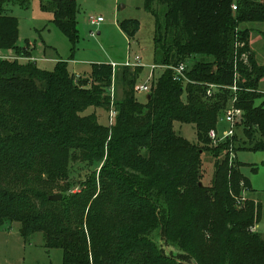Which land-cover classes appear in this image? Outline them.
Listing matches in <instances>:
<instances>
[{
    "label": "trees",
    "instance_id": "16d2710c",
    "mask_svg": "<svg viewBox=\"0 0 264 264\" xmlns=\"http://www.w3.org/2000/svg\"><path fill=\"white\" fill-rule=\"evenodd\" d=\"M13 1L26 7L29 0H0V51L15 55L0 57V228L20 224L24 240L42 234L46 249L62 250L63 264H181L151 240L153 227L185 251L179 256L183 261L264 264V239L251 230L260 208L244 197L255 190L241 162L229 165L241 138L236 134L233 142L208 146L209 133L234 97L228 87L237 82L236 107L244 112L238 129L251 151H264V65L251 51L249 30L240 28L264 24V0H144L156 18L153 62L186 64L189 83L165 70L142 104L135 86L143 68L119 66L123 99L115 104L110 129L95 114H81L89 107L109 109L103 95L115 74L112 65L93 64L87 90L67 62L49 71L23 61L32 57L31 44H18L19 22L4 13ZM40 2L75 45V1ZM157 6L166 9L164 26ZM139 28L137 20L120 23L129 39ZM209 85L225 88L208 97ZM175 122L195 125L199 142L208 144L217 159L225 154L222 165L215 162L210 188L198 184L200 151L175 134ZM243 148L237 146L236 152ZM80 154L94 170L81 191L69 193L71 175L61 156L69 162ZM55 194L62 200L51 201ZM182 194L189 198L186 211ZM181 210L188 218L176 217Z\"/></svg>",
    "mask_w": 264,
    "mask_h": 264
},
{
    "label": "rangeland",
    "instance_id": "374dc122",
    "mask_svg": "<svg viewBox=\"0 0 264 264\" xmlns=\"http://www.w3.org/2000/svg\"><path fill=\"white\" fill-rule=\"evenodd\" d=\"M77 9L78 38L76 44L66 37L53 23V14L42 8L40 0H29L25 7L18 1L10 2L4 6V13L17 18L19 22V45L31 44V59H22L26 62H34L37 67L52 71L57 62H67L72 72H81L75 74L76 79L82 80V88L90 89L92 82L89 80L91 66L93 64H111L117 63L119 66L125 65L128 61L135 62L137 57L142 59V63L152 65L154 63V36L156 29V18L150 14L144 7V0H74ZM160 22L164 26L166 9L157 6ZM91 17H102L103 23L93 26L90 23ZM137 20L140 23L139 31L134 37L129 39L120 29V23L125 20ZM243 30L250 32V48L257 62L264 65V24L246 23L240 26ZM15 56L12 51H0V57ZM33 58L35 61H33ZM247 62V56H245ZM206 60L196 57L195 61ZM118 67H116L117 69ZM115 69V71H116ZM135 86L136 98L142 104H147L146 94L140 92V87L147 85L150 87V93L157 79L164 72L163 69H156L153 78H150V69L144 68ZM143 75V77H142ZM119 76L114 74L110 87L107 88L103 97L110 100L109 109L89 107L81 116L96 115L97 122L106 127L112 128L115 124L117 112L116 103L123 99V87L119 82ZM117 78V79H116ZM150 78V79H149ZM261 90L264 93V80L261 84ZM114 109V110H113ZM115 111V118L111 121V112ZM226 129V128H225ZM174 132L177 136L188 140L199 150L201 162V177L198 184L207 189L212 186L215 162L219 160L221 165L226 159L225 154L219 159L214 157V153L207 147H215L211 141L208 144L200 143L197 138L195 125L174 123ZM210 134V133H209ZM237 134L241 138L238 144L234 146V161L242 163V173L250 179L251 190L255 192H244V197L254 201L257 210L260 208V214L257 222L251 229L259 233L264 239V151H251L248 140L244 137L243 129H237ZM257 139L259 138L255 135ZM208 145V146H207ZM231 145V151H232ZM237 146H244L242 151L236 152ZM76 156L67 162L65 157L61 156V163L68 167L71 178L72 189L69 193L81 191L83 182H85L94 167L87 164L84 157ZM232 157V155H231ZM103 161V165L106 162ZM229 160V165L233 164ZM102 165V166H103ZM256 169L253 171V169ZM101 169L96 172V183L99 186V176ZM250 190V191H251ZM252 194L257 197L253 198ZM62 195V194H55ZM180 203L186 211L190 205L189 198L182 194ZM182 208V209H183ZM256 213V211H255ZM187 217V213L182 210L176 214L177 218ZM152 228V227H151ZM151 240L163 250V253L171 259H175L181 264H195L193 260L183 261L179 259L180 255H186L185 251L178 246L168 243L163 234L152 228ZM42 234H37L30 240H24L20 232V224H8L0 228V264H63V252L60 249H46L44 246Z\"/></svg>",
    "mask_w": 264,
    "mask_h": 264
},
{
    "label": "built area",
    "instance_id": "2783aa9c",
    "mask_svg": "<svg viewBox=\"0 0 264 264\" xmlns=\"http://www.w3.org/2000/svg\"><path fill=\"white\" fill-rule=\"evenodd\" d=\"M233 10L235 11L237 10V6L235 4L233 5ZM89 21L93 26H97L103 23L104 20L102 17H91ZM124 66L129 68L145 67V65L142 63V59L139 57H137L135 62L128 61ZM112 67L115 72L116 67L119 66H117L116 64H112ZM157 68H162L165 70L170 69L174 72L176 81H183L184 84L189 83L188 77L186 76V70H187L186 64H181L177 67H168L161 65L153 66V69H157ZM237 79H238V75H237ZM220 88H225V87L218 85H209L207 90V96L212 97ZM228 89L233 93L234 97L232 98L229 106L224 111V114L221 119V121L227 124V128L222 131H219L217 128L216 130H212L209 134L210 140L215 145H220L222 143H227V142H233L237 134V129L243 123L244 120L243 110L236 107V104L238 102V94L241 91L240 86L238 85L237 82H235L234 85L228 87ZM139 90L140 92L150 93V87L147 85L140 87ZM115 116H116L115 111H112L111 121L114 120ZM231 155H232L231 157V161H232L234 159V153H231Z\"/></svg>",
    "mask_w": 264,
    "mask_h": 264
},
{
    "label": "crops",
    "instance_id": "0c3cea01",
    "mask_svg": "<svg viewBox=\"0 0 264 264\" xmlns=\"http://www.w3.org/2000/svg\"><path fill=\"white\" fill-rule=\"evenodd\" d=\"M33 61H35V59L33 58ZM112 64H116L117 65V63H115V62H113ZM155 65V63H152V65H147V66H145V67H142L143 69L144 68H146V67H148L149 69H150V71H149V73L147 74V76L149 75V77L150 78H153V75H154V71L156 70V69H153V66ZM117 66H119V65H117ZM124 66V65H123ZM160 66V65H159ZM157 69H162V68H157ZM70 70V69H69ZM164 71H165V69H163ZM71 71V70H70ZM91 71V70H90ZM72 72V71H71ZM73 74H82L81 72H72ZM143 74H144V70H143ZM142 77H143V75H142ZM149 78V79H150ZM142 93H145V92H142ZM146 94V101H148V99H150V93H145ZM223 116V115H222ZM222 116L220 117V119H219V123H218V130L219 131H222V130H224L225 128H227V124H225L223 121H221V119H222ZM252 193V192H251ZM252 197L253 198H256L257 196L255 195V194H252Z\"/></svg>",
    "mask_w": 264,
    "mask_h": 264
},
{
    "label": "water",
    "instance_id": "95a60500",
    "mask_svg": "<svg viewBox=\"0 0 264 264\" xmlns=\"http://www.w3.org/2000/svg\"><path fill=\"white\" fill-rule=\"evenodd\" d=\"M51 201H60L62 200V195H54L50 197ZM195 263V262H194ZM196 264V263H195Z\"/></svg>",
    "mask_w": 264,
    "mask_h": 264
}]
</instances>
